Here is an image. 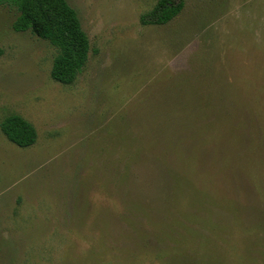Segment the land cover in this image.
<instances>
[{
    "label": "rangeland",
    "instance_id": "374dc122",
    "mask_svg": "<svg viewBox=\"0 0 264 264\" xmlns=\"http://www.w3.org/2000/svg\"><path fill=\"white\" fill-rule=\"evenodd\" d=\"M73 82L0 3V264H264V0H67Z\"/></svg>",
    "mask_w": 264,
    "mask_h": 264
},
{
    "label": "trees",
    "instance_id": "16d2710c",
    "mask_svg": "<svg viewBox=\"0 0 264 264\" xmlns=\"http://www.w3.org/2000/svg\"><path fill=\"white\" fill-rule=\"evenodd\" d=\"M16 8L12 22L15 31H29L54 47L50 76L63 84L74 81L85 65L88 38L76 11L67 0H0ZM184 0H156L153 7L140 15L142 24L162 25L183 8ZM0 131L17 146L27 147L36 140V128L18 113L0 120Z\"/></svg>",
    "mask_w": 264,
    "mask_h": 264
}]
</instances>
